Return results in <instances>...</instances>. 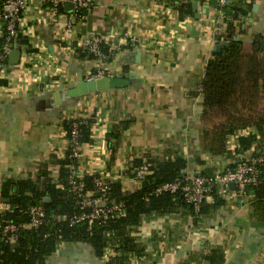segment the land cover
Returning <instances> with one entry per match:
<instances>
[{
  "label": "crops",
  "instance_id": "0c3cea01",
  "mask_svg": "<svg viewBox=\"0 0 264 264\" xmlns=\"http://www.w3.org/2000/svg\"><path fill=\"white\" fill-rule=\"evenodd\" d=\"M93 1L73 28L68 15L54 18L38 0L28 3L25 35L43 65L21 59L0 71L1 214L9 205L1 196L3 182L35 179L42 164L67 150L65 121L93 119L94 142L78 158L82 174L115 179L135 159L182 157L187 175L220 172L234 162L213 157L204 147L201 86L209 60L228 39L210 0H192L195 16L183 19L166 0ZM238 28L246 41L264 35V0L254 2ZM96 35L114 50L109 77L129 79L130 85L68 98V90L96 71L93 61L77 59L71 47ZM126 36L135 39L132 48L117 50ZM127 121L113 157L106 136ZM58 166L53 164L52 172ZM253 201L252 192L240 198L231 189L225 205L197 220L188 212L143 218L133 235L146 252L131 264H209L206 256L214 249L223 251V264H264V223L250 219ZM105 262L89 245L65 244L47 264Z\"/></svg>",
  "mask_w": 264,
  "mask_h": 264
},
{
  "label": "trees",
  "instance_id": "16d2710c",
  "mask_svg": "<svg viewBox=\"0 0 264 264\" xmlns=\"http://www.w3.org/2000/svg\"><path fill=\"white\" fill-rule=\"evenodd\" d=\"M205 3L206 0H201ZM234 6L227 4L220 7L219 0H210L208 4L221 13V21L225 25L228 36L219 51L214 52L209 60L204 80L201 86L203 94L202 123L204 125V147L213 157H231L249 151L255 142L262 147L264 139V50L262 42L264 35H253L246 41L240 36L244 30H239V21L248 16L256 0H228ZM192 0H181L177 9L180 18L194 17ZM1 10V2H0ZM5 27L0 24V52L6 43ZM239 38V40H236ZM28 44V38L19 34L17 47ZM132 47H128L131 49ZM101 51L112 60L110 45L101 44ZM75 57L80 60H95V56L86 49L77 47ZM8 64V61L6 62ZM6 83V82H5ZM93 119H75L65 121L64 129L67 138L71 139L74 125H77V143L81 147L79 153L94 140L91 132ZM131 121L115 126L107 136L109 151L114 157L116 143L122 137L124 129ZM253 128L260 134L241 136L237 140L234 153L228 145L229 140L238 131ZM74 146L70 145L62 157L53 156L42 164L35 179L8 180L3 182L1 196L10 199V209L0 216V225L7 222L19 226L15 234L0 233V264H47L49 259L65 244L89 245L96 257L104 260L107 249L115 247V253L106 258V264H131L133 258L143 257L146 246L138 242L133 235L143 218H160L169 214L191 213L195 220L203 217L217 208L225 205L226 200L220 196L218 189L212 192V201L204 202L198 213L188 205L180 193H162L157 195L156 189L165 183L182 179L188 168V161L182 157L167 160L135 159L125 172L133 177V170L143 164L149 165L151 173L147 175L140 188L126 191L120 181L109 183L108 197L123 204L122 215L111 216L106 223L87 222L71 224V218L89 208H81L69 192L68 178L71 170L79 166L74 154ZM57 164L59 169V188L53 180L51 166ZM236 164L227 166L223 171L233 170ZM260 183L251 189L254 201L251 204L250 219L264 223V165L260 166ZM201 175H206L202 172ZM97 174H84L82 181L87 190H95L94 179ZM100 194L95 195V197ZM43 206L45 222L38 228L31 227L29 209L32 206ZM221 249H214L206 256L209 264H223Z\"/></svg>",
  "mask_w": 264,
  "mask_h": 264
},
{
  "label": "built area",
  "instance_id": "2783aa9c",
  "mask_svg": "<svg viewBox=\"0 0 264 264\" xmlns=\"http://www.w3.org/2000/svg\"><path fill=\"white\" fill-rule=\"evenodd\" d=\"M30 0H0V24L5 27L7 34L6 43L0 52V71L6 66L9 54L13 49H16L17 38L19 34L24 36L26 33L27 23L25 19V12ZM39 4L46 10H48L54 18L61 15L69 16L68 28H73L75 21H82L86 18L89 10L93 7V0H38ZM67 3L73 4L71 11H65L64 6ZM181 0H166V5L169 8L177 9ZM220 7L224 8L228 4V0H219ZM107 41L102 36H92L86 40L80 41L78 44L71 47V51L75 53L76 48H82L88 50L96 58L93 62L96 64V71L87 80L100 79L109 77L113 70L110 67L109 55L101 51V44ZM135 39L130 36H126L122 44L117 46V50H127L128 47L133 46ZM29 44H21L19 48L21 50V59L24 62H33L37 66L43 65L42 54L38 52H32ZM112 57L114 55L113 48L110 47ZM77 125H74V129L71 134V139H68L69 146H74V154L79 158V151L81 147L77 143ZM254 135L260 138V134L253 128L238 131L229 140L230 150L234 153L237 147V140L241 136ZM233 141V142H232ZM68 146V147H69ZM259 150V151H258ZM63 155V154H62ZM236 164L233 170L220 171L206 175H186L181 180L165 183L158 187L155 191L157 195L162 193H180L184 201L193 206L194 212L198 213L201 205L204 202L212 201V192L218 189L220 196L226 200L228 194L231 192L229 185L235 184L236 196L240 198H247L251 194V189L260 183L261 169L260 166L264 165V139L262 147L259 148V142H255L249 151L244 152L241 155L230 157ZM71 173L68 178L69 192L72 194L74 201L81 208H89L88 212H83L79 215H75L71 218V224H79L87 222L92 224L94 222L106 223L111 216L122 215L123 204L117 203L115 200L108 197L109 183L113 181H120L123 189L126 191L135 190L140 188L144 178L151 173L148 164H143L133 170V177L119 173L117 178H110L98 175L94 179L95 190H87L85 184L80 181L84 174L80 173L78 168L69 166ZM59 169H55L52 172L53 180L57 182L59 188H63V184L59 183ZM100 196L95 197V195ZM10 206L8 205V209ZM31 216L30 226L38 228L45 222V210L43 206H32L29 209ZM19 226L13 223L7 222L3 226L0 225V233L7 236L8 234H15L19 230ZM115 247L107 249L105 258L112 256L115 253Z\"/></svg>",
  "mask_w": 264,
  "mask_h": 264
},
{
  "label": "water",
  "instance_id": "95a60500",
  "mask_svg": "<svg viewBox=\"0 0 264 264\" xmlns=\"http://www.w3.org/2000/svg\"><path fill=\"white\" fill-rule=\"evenodd\" d=\"M228 4L230 6H233L232 1H228ZM72 8H73V4L71 3H67L64 6L65 10L71 11ZM236 40H239V38H237ZM224 44H229V42L226 41ZM222 45L219 46L216 51H219ZM262 49L264 50V40L262 42ZM20 61H21V50L13 49L9 54L8 65L16 66L20 63ZM129 85H130L129 79H124V78H119V77H104L100 79L85 80V81H81L77 83V85L74 88H71L70 90H68L67 96L68 98H74V97H78V96H82L86 94H94V93H98V92H102V91H106L110 89H123V88L128 87ZM185 175H186V172H184L181 177H184ZM229 187L231 189H235V184L231 183ZM252 193L254 192L252 191ZM3 202L5 204H10V199H3ZM0 216H1V213H0Z\"/></svg>",
  "mask_w": 264,
  "mask_h": 264
}]
</instances>
